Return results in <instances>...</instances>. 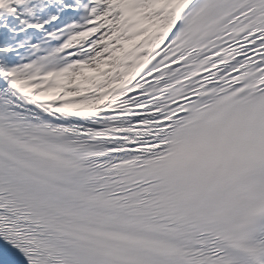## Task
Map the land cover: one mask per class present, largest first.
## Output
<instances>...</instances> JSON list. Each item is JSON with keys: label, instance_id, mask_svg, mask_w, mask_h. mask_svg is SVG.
Returning <instances> with one entry per match:
<instances>
[{"label": "snow or ice", "instance_id": "obj_1", "mask_svg": "<svg viewBox=\"0 0 264 264\" xmlns=\"http://www.w3.org/2000/svg\"><path fill=\"white\" fill-rule=\"evenodd\" d=\"M0 264H264V0H0Z\"/></svg>", "mask_w": 264, "mask_h": 264}]
</instances>
